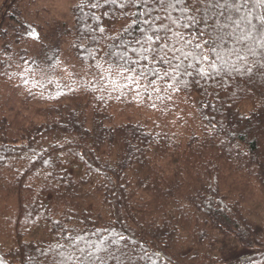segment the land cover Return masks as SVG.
<instances>
[{"label": "trees", "instance_id": "1", "mask_svg": "<svg viewBox=\"0 0 264 264\" xmlns=\"http://www.w3.org/2000/svg\"><path fill=\"white\" fill-rule=\"evenodd\" d=\"M6 8L8 2L0 17V181L17 215L0 224V264H264L259 50L238 61L226 49L229 66L251 71L213 79L195 77L194 61L192 75L185 74L188 61L177 51L173 63L181 68L173 73L130 44L141 29L153 34L141 23L152 9L78 0L71 26L57 31L60 44L32 56L22 45L29 27L15 24H22L21 11L14 7L13 16ZM261 11L253 7L252 16ZM168 12L179 18L175 29L196 38L195 25L181 27L191 18L182 7ZM125 83L160 99L180 96L196 120L179 130L118 105L112 92ZM25 86L26 95L12 96Z\"/></svg>", "mask_w": 264, "mask_h": 264}, {"label": "snow or ice", "instance_id": "2", "mask_svg": "<svg viewBox=\"0 0 264 264\" xmlns=\"http://www.w3.org/2000/svg\"><path fill=\"white\" fill-rule=\"evenodd\" d=\"M111 2L115 3L116 0ZM121 3L129 10L150 8L154 12L164 13L153 15L152 11H146L141 23L147 24L153 34L149 35L147 30L141 29L142 35L130 44L140 45L143 51L151 54L153 60L172 68L173 73L181 68L180 64L173 63L177 51L181 53L180 59L188 61L184 65V73L187 75H192L189 69L193 68V61L196 65L195 77L202 79H213L221 72L230 75L233 69L237 72L251 71V67L241 69L235 64L229 66L225 60L226 49L238 61H245L249 54L256 57L259 50L262 60L253 62L264 71V11L258 12L255 17L252 16L253 7L264 9V0H121ZM91 6L98 7V4ZM177 7H182L190 15L188 24L181 27L187 29L195 25V39L185 37L179 29L173 27L178 24L179 18L172 20L168 10H175ZM165 20H171V24L165 25ZM153 21L158 22L161 27L152 28ZM173 36L176 38L175 43L172 42ZM178 44L180 47H177ZM128 46L129 44L125 45ZM184 48L190 50L184 51ZM144 60H147V56H144ZM202 63L207 64V69L199 67ZM124 67L131 70L127 64ZM195 77L193 83L197 82ZM79 251L83 253L84 250Z\"/></svg>", "mask_w": 264, "mask_h": 264}, {"label": "rangeland", "instance_id": "3", "mask_svg": "<svg viewBox=\"0 0 264 264\" xmlns=\"http://www.w3.org/2000/svg\"><path fill=\"white\" fill-rule=\"evenodd\" d=\"M7 2L9 8H6V14L15 16L14 7L21 11V14L17 17L22 24L19 25L17 20L15 24L17 29L20 30L25 26L29 27V31L26 32L29 42L22 45L32 56H36V53L41 54L49 47V49H52L56 44H60L57 31L61 30L63 25L71 26L74 21L73 8L78 0H0V17L4 15L2 13ZM65 76L70 79L72 75L67 72ZM5 88L9 94L11 92L10 87L6 85ZM29 88L25 86L16 89V91H13L12 96L17 98L20 93L26 95L24 92ZM112 97L119 102L118 105H124L132 109L140 108V112L145 113L148 118L175 129H190L193 120H196L194 108L185 104L184 99L178 95L169 94L167 97L160 99L152 89L149 90L145 86H132L125 83L113 90ZM38 100L35 99L34 103L30 105H38ZM152 106L155 107L153 111L151 110ZM174 122H179V125ZM2 173L5 174V170ZM2 187L3 182L0 181V224H5L3 222L5 217L11 216L10 219L12 220L16 218L17 205L14 204V197L9 195ZM252 201L253 203L256 202L254 197ZM248 206L250 209L257 207V205L251 204Z\"/></svg>", "mask_w": 264, "mask_h": 264}]
</instances>
